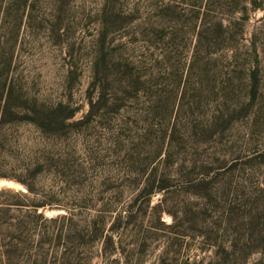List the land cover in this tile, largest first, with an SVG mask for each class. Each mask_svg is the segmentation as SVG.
Returning <instances> with one entry per match:
<instances>
[{
  "label": "rangeland",
  "instance_id": "rangeland-1",
  "mask_svg": "<svg viewBox=\"0 0 264 264\" xmlns=\"http://www.w3.org/2000/svg\"><path fill=\"white\" fill-rule=\"evenodd\" d=\"M207 4L0 0V79L18 111L1 130L0 174L69 165L39 184L73 213L123 184L125 250L93 264H264V0L210 2L207 22L230 24L232 47L189 68L192 9ZM153 178L171 188L135 201Z\"/></svg>",
  "mask_w": 264,
  "mask_h": 264
},
{
  "label": "trees",
  "instance_id": "trees-1",
  "mask_svg": "<svg viewBox=\"0 0 264 264\" xmlns=\"http://www.w3.org/2000/svg\"><path fill=\"white\" fill-rule=\"evenodd\" d=\"M213 1L207 0V7L205 5L192 9L195 10L197 25L194 29L189 68L200 65L203 54L212 53L213 50H216L213 53H217L219 42H224L223 48L218 47L221 50L232 47L229 45L233 33L230 24L207 22L210 13H213L209 9L210 2ZM238 26V34L242 35V25ZM2 80L0 79V148L5 143L1 130L7 122L6 116L18 115L17 109L8 102L12 90L3 85ZM179 105H182L181 101L177 104V109ZM66 121L65 116L57 117L49 125L54 127L53 130H64ZM163 128L165 126H162V130ZM70 170L69 165H23L16 175L0 174V178L13 181L24 189L0 188V264H93L96 257L109 262L119 251L124 252L123 236L132 228L134 219V207L125 201L126 187L123 184L112 187L104 185L97 198L91 196L87 200L82 197L77 201L75 205L81 210L73 213L71 208L62 203L58 194L51 189L45 191L39 184L41 176L46 173L53 175L55 179L65 178ZM170 188L171 185L160 178L149 179L147 183L143 182L134 199L146 200L148 203L153 193L164 194ZM108 192H111L110 197H104ZM96 207L98 209L92 216H86L82 212V209ZM159 207L155 206L154 209ZM52 211L57 214L46 216L45 213ZM162 211L172 219L175 218L174 214L165 209H161L160 213ZM157 219L160 222L159 216ZM141 246L144 247V244Z\"/></svg>",
  "mask_w": 264,
  "mask_h": 264
}]
</instances>
